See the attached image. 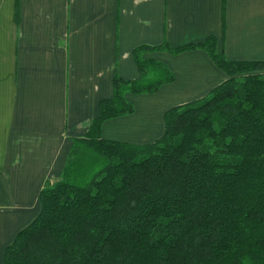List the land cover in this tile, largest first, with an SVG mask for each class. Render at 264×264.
<instances>
[{"label": "trees", "instance_id": "obj_1", "mask_svg": "<svg viewBox=\"0 0 264 264\" xmlns=\"http://www.w3.org/2000/svg\"><path fill=\"white\" fill-rule=\"evenodd\" d=\"M202 50L228 79L164 114L163 135L138 145L102 138L132 115L125 94L176 81L149 52ZM141 78H114L88 132L73 139L61 178L39 194L38 217L4 264H264V61H231L218 39L133 52Z\"/></svg>", "mask_w": 264, "mask_h": 264}, {"label": "crops", "instance_id": "obj_2", "mask_svg": "<svg viewBox=\"0 0 264 264\" xmlns=\"http://www.w3.org/2000/svg\"><path fill=\"white\" fill-rule=\"evenodd\" d=\"M209 36L231 61H264V0H0V264L40 214L39 194L59 180L74 138L114 95V78H141L134 50ZM176 81L157 94H125L135 113L107 120L105 140L145 145L167 110L228 79L202 50L149 52Z\"/></svg>", "mask_w": 264, "mask_h": 264}]
</instances>
